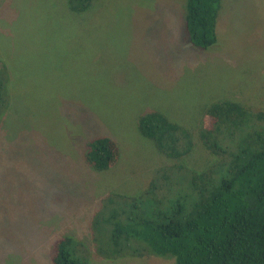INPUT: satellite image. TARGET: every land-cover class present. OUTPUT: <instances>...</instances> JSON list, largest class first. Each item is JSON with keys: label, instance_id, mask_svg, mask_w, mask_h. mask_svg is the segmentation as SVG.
<instances>
[{"label": "rangeland", "instance_id": "rangeland-1", "mask_svg": "<svg viewBox=\"0 0 264 264\" xmlns=\"http://www.w3.org/2000/svg\"><path fill=\"white\" fill-rule=\"evenodd\" d=\"M186 1L93 0L77 11L70 0H0L10 96L0 92V264H51L63 235L87 246L89 264H175L104 258L92 218L104 196L136 195L168 162L139 133L140 115L158 110L195 131L217 99L264 108V0H223L209 50L187 41ZM193 133L186 160L201 169L213 157ZM90 135L118 142L113 167L86 163Z\"/></svg>", "mask_w": 264, "mask_h": 264}, {"label": "trees", "instance_id": "trees-1", "mask_svg": "<svg viewBox=\"0 0 264 264\" xmlns=\"http://www.w3.org/2000/svg\"><path fill=\"white\" fill-rule=\"evenodd\" d=\"M70 1L77 11L93 3ZM222 5L223 0H187L181 6L190 45L202 50L216 45ZM0 92L9 104L4 84ZM201 115L195 131L158 110L139 116V133L168 162L153 171L136 195L103 197L92 224L96 234H105L96 248L104 258L158 256L174 258L175 264H264V108H249L226 97L208 104ZM193 132L213 157L205 168L191 167L186 160L194 148ZM86 140L84 159L95 171L119 161L120 147L111 136L90 135ZM89 252L83 243L63 235L52 244L50 262L89 264Z\"/></svg>", "mask_w": 264, "mask_h": 264}]
</instances>
